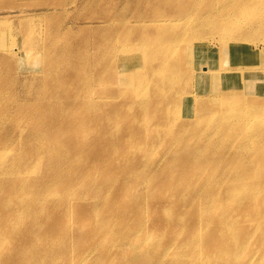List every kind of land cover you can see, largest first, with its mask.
I'll return each instance as SVG.
<instances>
[{"label": "bare ground", "instance_id": "bare-ground-1", "mask_svg": "<svg viewBox=\"0 0 264 264\" xmlns=\"http://www.w3.org/2000/svg\"><path fill=\"white\" fill-rule=\"evenodd\" d=\"M6 2L11 9H0L7 15V20H0V66H5L0 80L11 83L10 91L54 79L62 72L58 59L64 53L65 60L88 71V61L81 59L90 46L71 48L70 42L61 52L51 46L67 26L47 29L43 15L17 11L23 3L16 0H2L0 8ZM48 2L43 11L49 17L66 18L84 7L82 0L72 2L71 8L67 0ZM91 7L92 19L104 20V26L93 29L98 35L94 46H106L95 47L91 71L101 88V101L113 106V114L101 119L92 104L77 100L60 105L70 109H57L43 118L30 106L31 100L27 105L4 100L0 264H264V198L258 199L251 186L259 181L264 193V157L244 153L252 145L264 152V122L256 121L264 112V0H93ZM105 8V14L99 12ZM157 27L165 29L164 47L152 42ZM9 93L1 92L4 98ZM185 106H191L187 116ZM32 116L42 123L33 134ZM197 122L206 125L196 127ZM61 126L70 129L65 136L56 132ZM95 129L98 135L91 138ZM203 137L219 140L203 152L191 142ZM68 138L75 156L85 152L80 142H97L98 150L88 154L103 161L94 164L92 176L77 172V185L68 180L63 184L61 197L67 203L58 227L64 220L92 224V217L115 208L121 195L117 212H131L132 217L128 222L126 216L110 212L107 219L94 223L92 240L103 233L113 247L92 241L75 263L70 259L73 244L87 232L86 226L70 236L73 244L59 250L54 243L43 248L51 237L44 224L50 213L52 218L53 204L38 157L49 156L51 177H58ZM231 139L226 156L218 154ZM169 145L179 146L177 152L167 154ZM238 164L246 169L240 172ZM177 172L185 176L177 177ZM144 174L160 185H174L159 193L163 214L147 207L153 190L140 188ZM87 185L101 187L95 201L71 198L73 192L84 194ZM147 210H154L148 217L153 230L148 236L140 230L130 232L144 227ZM243 228L248 229L244 236ZM199 236L213 247L199 246ZM142 238L149 246L137 253L131 246Z\"/></svg>", "mask_w": 264, "mask_h": 264}, {"label": "rangeland", "instance_id": "rangeland-1", "mask_svg": "<svg viewBox=\"0 0 264 264\" xmlns=\"http://www.w3.org/2000/svg\"><path fill=\"white\" fill-rule=\"evenodd\" d=\"M2 1V0H0ZM20 3H23V5L19 6L17 11H22L27 16H32L36 14L43 15L41 18H43V24L45 28L53 29L55 31H60L63 26L68 27L66 32H61L59 36H57L56 41L52 43V47L57 52L66 51L68 48L70 42H71V48L74 47H83L84 45H88L91 48L86 50L85 56L81 60H87V64L85 65L86 70L78 68L77 64L71 63L64 59V55H61L59 57V68L62 69V72L58 75L51 77V79H47L39 87H33V88H27L20 91H10V84L7 80L1 81L0 80V108H2L4 105V100L8 99H14L17 102H24L23 105H27L28 100L30 101V106L33 108L38 109V114L43 117H50L52 116L57 109H65L69 108L70 106H63L60 105H70L72 101L77 100H85L86 103L92 104L94 111L99 112V116L101 119H108L113 114V106H106L107 104L103 103L101 101V88L96 83V74L95 72L91 71V66L96 61V55H95V47L104 48L106 46H94V42L98 40V35L94 34V28L99 26H104L103 19L98 17L97 19H92L94 11L91 7V2L93 0H82L84 3V7L79 11H72L69 13V15L66 18H61L59 16L49 17L46 15V12L43 11L44 8H46V4H48V0H16ZM76 0H67V4L69 5V8L73 7L72 2L74 3ZM3 4V3H1ZM3 8L0 9H11L7 2L3 4ZM55 9H58L59 7L57 5H53ZM106 8L99 10L102 14L106 13ZM0 20H7V15H4V12H0ZM12 16H16L13 13ZM14 18V17H13ZM12 20V19H10ZM130 24L136 23L134 20H129ZM138 24V23H136ZM151 25V24H148ZM94 29V30H93ZM85 33V34H84ZM73 39L77 42H74ZM153 43L157 44L161 47L166 46L165 43V29L164 28H158L155 34L152 37ZM150 39V40H152ZM93 47V52H92ZM261 48L262 45H259ZM108 48V47H107ZM110 49V48H109ZM48 63L47 60H44V65ZM5 66H0V69H4ZM37 78V77H34ZM53 90L51 91V89ZM195 88H192L194 90ZM8 90L9 95L4 98L1 94V92ZM57 90V91H56ZM146 92V91H143ZM13 97V98H12ZM49 100V102H45ZM53 100V101H52ZM44 105H54L52 108H45ZM112 105V104H109ZM241 105H238L240 107ZM20 110L18 107L16 109V112ZM15 112V113H16ZM24 110H21L19 114L23 113ZM191 112V106H185V111L183 115H189ZM67 115V114H66ZM25 117V116H24ZM215 120V119H214ZM72 121V117L70 119ZM256 121L258 122H264V112L260 113L258 117H256ZM71 123V122H70ZM42 125L39 121H36V118L32 116V122H31V128L30 130L33 131L36 126ZM205 122H197L196 127H202L205 126ZM12 126L10 125L9 128ZM82 127V126H81ZM83 128V127H82ZM70 129H67L64 126L58 127L56 129V132L59 133L60 136H65V134L69 133ZM93 135V136H92ZM90 134L91 138L98 135V131L95 129L94 132ZM117 136H121L120 133H116ZM34 138V137H33ZM35 140H37L35 138ZM44 140V138H43ZM69 143L67 142L66 147V153L63 156V165L60 169V175L56 178L51 177L53 174V160L49 156L40 155L38 157L40 160L43 161V164L39 166L41 169V173L43 177H46L47 181H49L51 185V191H52V218L51 213L50 217L48 216L44 227L46 230L50 231L51 237L49 240L45 241L43 244V248H49L52 243H54V248L59 250L62 249L68 245H71V241L69 240L70 236L75 234L79 228L86 226L87 232L81 235V238L78 242L73 244V249L71 252L70 259L73 263L76 262V260L79 259V256L84 248L88 246V244L92 243H99L101 247L105 248H112L113 246L108 245V242H106L107 236H105L103 233H99L97 235L96 240H92L94 233L92 231V226L94 223L99 222L102 219H107L109 217V213L112 212L113 215H117L120 217L126 216L127 221L129 222L131 220V212L129 215H125L122 211L117 212L118 206L121 205L123 199L121 195V199L117 203L116 207L113 208L111 211L103 212L100 215H97L95 217H92V224L88 225L87 223L80 224L74 220H64L63 224L58 227V222H61L60 215L66 205V201L61 197V190L63 188V184L68 180L73 182L75 185L78 184L77 180H75L77 172H82L86 176H92L96 174L93 170L94 164L99 160L95 157H91L88 152L91 150H98V143L97 142H87L83 141L79 144L81 147L85 150V152H82L78 155L73 154V144L70 141V138H68ZM219 139L213 138L211 140H206L203 138H197L191 141L194 145L195 149H201V151L206 152L211 147H215L216 143ZM234 142V139L231 140H225V143L218 149V154L222 156H226L228 153V150H226V146L228 144H232ZM8 148V152L13 150V147L9 144L6 145ZM179 146L176 145H169L168 149L166 151L167 154L169 153H176ZM244 153L252 154L258 157H264V152H262L257 145H252L249 149H247ZM77 160V162L74 164V162ZM236 168L242 172L246 169V165L244 164H238ZM5 172H8V169L5 170ZM4 172V173H5ZM108 174V173H106ZM105 174V175H106ZM264 176V168H263V174ZM185 174L181 172H177V177H183ZM51 178V179H49ZM139 180L141 181L140 188L143 191L153 190V194L148 198L147 200V207L150 209H156L157 215L163 214L164 210L159 209L163 204L161 203V196H159V193L163 190H172L174 188L173 183H165L163 185H160L158 183H155L148 175L144 174V176L140 177ZM254 192L256 193V197L258 199L264 198V193L261 191L260 187L261 184L259 181L254 182L252 185ZM84 194H80L79 192H73L71 193V198L73 200H76L78 198L83 199L86 202H93L96 200L97 194L101 192V187L95 186V185H87L84 189ZM242 197L246 196V192L243 190H240ZM161 199V200H160ZM176 203V201H174ZM182 207V204L180 203V208ZM131 211V210H130ZM151 212H154V210H147L146 211V218L147 222L144 225L143 228H132L130 232H133L135 230H140L143 234L146 236L149 235V233L153 230L152 224L148 221V217ZM53 215H56L53 216ZM65 217H71L72 215L67 214ZM67 218V219H71ZM245 224L244 222H242ZM247 227V224H245ZM237 229H241L239 224L234 225ZM58 227V228H57ZM248 228V227H247ZM172 230V229H171ZM53 231V232H52ZM248 231V229L243 228L241 230V235L244 236V234ZM155 237H158V235H155ZM137 239V238H136ZM180 241H182L183 238L179 237ZM141 242L135 243L133 246H131L132 250H136L137 253H141L145 250L146 247L149 246V243H145L146 241L142 238ZM197 240L201 243L199 246H208L211 247L212 243L209 241V239H203L202 236H199ZM213 247V246H212ZM115 250V249H114Z\"/></svg>", "mask_w": 264, "mask_h": 264}]
</instances>
